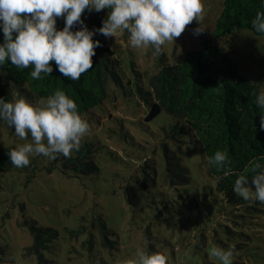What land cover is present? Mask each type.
<instances>
[{
    "label": "rangeland",
    "instance_id": "rangeland-1",
    "mask_svg": "<svg viewBox=\"0 0 264 264\" xmlns=\"http://www.w3.org/2000/svg\"><path fill=\"white\" fill-rule=\"evenodd\" d=\"M221 1L202 0L200 23L204 31L212 29ZM106 10L108 13L109 9ZM192 26L197 27L195 20L175 41H166L162 46L170 63H178L189 49L200 46L202 38L193 34ZM128 39L127 31L118 32L108 37V44L115 51L124 84L132 93L126 94L120 86L110 83V97L91 112L81 114L90 125L84 138L96 141L99 146L95 153L101 172L80 179L65 175L60 168L51 172L41 169L27 182L25 173L0 171V246L4 248L1 255L12 257V264H39L36 254L27 252L34 240L30 221L35 220L37 225L59 231L55 249L45 251L52 261L43 264L96 263L97 260L116 264L135 259L139 251H160L170 264H220L217 258L209 255L211 248H228L233 244L236 247L233 264H264V204L255 212L245 208V213L239 215L228 213L229 206L220 205L222 213H209L205 226L188 214L156 217L153 213L135 212L127 202L122 187L124 176L129 178L144 159L153 165L149 171L151 174L156 171V183L143 179L139 184L145 187L143 191H153L157 187L169 189L163 164L157 161L162 154L161 127L171 120L165 113L155 120H147L150 107L135 91L132 61L138 69L153 71L159 55H153L151 46L131 47ZM226 45L236 57L242 74L264 89V35L245 29L235 31ZM183 140L182 156L195 181L201 187L213 183L199 143L191 136H184ZM30 142L31 139L10 134L0 123V148ZM207 202L211 204L210 200ZM97 214H102L110 226L108 246L102 243L97 227L88 226L86 233L93 230L95 234L94 244L88 249L82 243L86 233L75 237L71 229L81 223L91 225Z\"/></svg>",
    "mask_w": 264,
    "mask_h": 264
},
{
    "label": "trees",
    "instance_id": "trees-1",
    "mask_svg": "<svg viewBox=\"0 0 264 264\" xmlns=\"http://www.w3.org/2000/svg\"><path fill=\"white\" fill-rule=\"evenodd\" d=\"M261 10H264L261 0H222L212 29L199 34L202 38L200 46L189 49L181 61L170 63L163 49L153 71L138 69L132 61L135 91L150 107L147 120H155L163 113L171 118L167 125L161 127L162 154L157 161L163 164L169 189L157 187L153 191H143L145 187L139 185L143 179L156 183V171L151 174L149 167L152 164L144 159L129 174V178L124 176L122 186L127 202L135 212L153 213L156 217L183 213V216L188 214L207 226L209 213H222L220 205L229 206L228 213L238 215L245 213V208L249 212H255L263 205L259 201H245L233 191V184L238 174L251 177L250 169L254 163L264 164V129L259 126L260 110L254 103L255 93L264 89L260 83L242 74L236 57L226 45L235 31L245 29L256 35H264L256 33L251 27L252 18ZM106 16V9L100 12L85 10L81 18L89 29H93L101 27ZM64 23L63 17L57 18V28H63ZM93 39H99L101 46L96 48V54L92 58L93 67L81 74L79 80L73 81L64 77L55 67L54 61H50L53 72L50 75L42 73V79H33L30 76L31 66L17 68L8 62L0 69V96L12 100L19 93L36 103L40 98L53 94L56 89H62L76 101L80 114H83L91 112L110 97V83L120 86L126 94L132 93V89L124 84L114 56L115 51L108 44V37L97 33ZM0 42H3L2 31ZM0 123L7 127L10 134L16 135L13 127L2 120ZM159 132L156 134H160ZM184 136H191L199 143L213 183L201 187L195 181L191 168L182 156ZM16 146L0 148V171L25 173L27 182L41 169L51 172L60 168L65 175L80 179L101 172L95 153L99 146L89 138L83 137L80 150L74 151L68 158L62 155L56 159L43 155L30 156V164L23 168H16L6 154ZM217 150L227 151L229 156L228 165L219 170L210 167L206 159ZM110 152L116 156L113 150ZM153 152L155 154L156 149ZM149 173L153 176L149 177ZM239 207H242L240 211H235ZM22 208L24 209L23 206ZM88 226L97 227L102 243L108 246L110 226L102 214L94 216L91 225L81 223L77 228L71 229V233L78 237L86 233ZM30 228L34 240L27 248L28 254H36L39 264L51 262L52 259L46 257L45 251L55 249L59 231L49 226L37 225L35 220L30 221ZM94 235L93 230H90L82 241L88 249L94 244ZM3 252V246H0V255Z\"/></svg>",
    "mask_w": 264,
    "mask_h": 264
},
{
    "label": "clouds",
    "instance_id": "clouds-1",
    "mask_svg": "<svg viewBox=\"0 0 264 264\" xmlns=\"http://www.w3.org/2000/svg\"><path fill=\"white\" fill-rule=\"evenodd\" d=\"M264 5V0H261ZM109 9L102 26L89 29L82 13ZM202 0H0V69L8 62L17 68L32 70L33 79L50 75L55 67L66 78L76 81L93 67L96 48L101 46L99 33L105 37L127 31L133 48L151 46L153 55L162 53L166 41H175L194 20V35L204 31L201 26ZM63 17V28H57V18ZM79 25V27H76ZM252 29L264 34V10L251 20ZM255 105L260 110L259 126L264 129V90L255 93ZM0 120L13 127L15 134L30 143L18 144L7 151L16 168L30 164V154L56 159L68 158L79 151L82 138L89 131V122L82 117L76 101L62 89L33 103L19 93L12 100L0 96ZM210 167L218 170L229 163L228 152L217 150L207 156ZM252 175L238 174L233 191L245 201L264 204V164L256 162ZM235 245L212 247L209 255L220 264H233ZM12 257L0 255V264H10ZM96 264H101L100 260ZM116 264H170L160 251H139L135 259Z\"/></svg>",
    "mask_w": 264,
    "mask_h": 264
}]
</instances>
